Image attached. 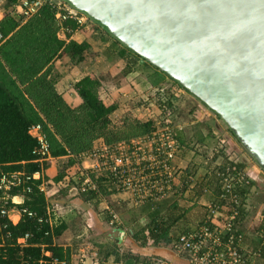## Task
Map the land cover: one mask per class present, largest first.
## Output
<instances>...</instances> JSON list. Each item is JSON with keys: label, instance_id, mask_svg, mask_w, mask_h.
Returning a JSON list of instances; mask_svg holds the SVG:
<instances>
[{"label": "trees", "instance_id": "trees-1", "mask_svg": "<svg viewBox=\"0 0 264 264\" xmlns=\"http://www.w3.org/2000/svg\"><path fill=\"white\" fill-rule=\"evenodd\" d=\"M14 2L15 0H7V5ZM55 13V7L45 4L23 25L14 20L8 11L0 21V31L5 37V40L0 44V170L5 172L25 171L31 174L41 169L40 164L34 161L36 157L33 155L38 142L28 132L32 125H41L49 144L50 154L55 159L62 156L76 157L80 153L91 150L93 144L98 141H103L108 145L116 144L121 141H129L153 130L152 121L131 120L127 126L129 128L127 134L124 131L120 132L119 127L126 126L127 122L112 119L118 104L116 102L106 103L100 98V92L105 88V84L95 75H87L73 85L74 90L81 98V104L78 107L71 108L65 103L61 95L56 92L53 82L48 78L51 73V63L54 59L61 57H68L74 62L86 60L87 50L90 47L88 42L77 43L71 39L66 42V39L75 30L82 29L86 35L89 33L85 24L79 25L73 19L64 20L60 24L63 29L60 30ZM89 21L92 22L90 32L99 31L102 33L104 30L112 40L111 51L105 55L108 58L119 57L126 61L121 75L126 76L133 70L136 71L138 66H142L138 63L141 61L145 67L152 68L166 76L120 44L104 27L96 25V22L90 19ZM169 80L188 93L177 82L170 78ZM169 98L168 96L167 99L169 100ZM166 104L170 105L169 101ZM175 129L179 128H174V133ZM229 132L232 134L230 130ZM175 137L179 145L177 152L179 155L186 150L183 147L185 138L181 133L178 135L175 133ZM226 148L228 153L223 155L221 150L212 151L213 149L211 150L208 144L197 140L193 147L191 146L187 151L192 152L195 159L210 158V155V159L221 158L220 165L215 166L212 170L214 175L216 170L223 173L227 163L236 167L237 170L247 172L246 164L242 160L231 158L230 153L232 152L229 151L228 146ZM75 162L76 158L68 157L51 178L54 183L62 185L59 190L61 193L63 190L68 191V186H64L65 170ZM192 163L197 164L195 161ZM49 164L50 162L47 161L42 166L46 169ZM193 174V171L187 170L186 177L177 188L175 195L189 190V183L193 180L189 181L188 177H193ZM257 182L258 179L248 185H242L240 187L241 196L248 195L251 190L256 189ZM39 183V180L34 181L30 192L23 191L21 187L15 188L11 192L14 195L22 196L23 204L18 207H26L35 212L37 217L29 218L23 214L16 224H12L7 218H0V237H2L0 239V264H37L44 251H49L54 258L64 262L62 249L53 245V237L59 235L65 226L55 224L51 228L48 222H38L39 217H46L47 208L45 196L38 189ZM95 184L96 189L77 192L74 196L98 203L107 194L117 193L105 183L103 178L95 180ZM218 185L220 189L219 180ZM59 192L58 195H60ZM197 196L200 197L201 193H197ZM173 198L174 196L163 199H171L164 211L159 206L163 200L146 201L131 207L142 211L147 220L143 226L135 223L131 228L132 237L140 247H167L174 252V241L180 234L191 229H182L178 235L177 230H174L180 229L177 222L184 217L185 210L177 207ZM103 215H105L104 219L109 226L115 227L114 224H110L109 211H104ZM244 215L245 212L242 213L237 224L238 231L244 232L242 246L245 249L259 250L261 258L264 259V246L259 249L261 242L259 233L264 231V224L258 225L255 237L251 238L252 241L248 243L249 236L244 228L246 218ZM119 218L121 223L117 227L122 228L123 217L121 218L119 215ZM26 234H29L26 245H18L17 239ZM119 249L120 247L116 246L115 261L117 263L123 260V262H129L126 264H149L152 260L158 259L153 255L140 256L131 252L120 254ZM162 262L166 264L164 261Z\"/></svg>", "mask_w": 264, "mask_h": 264}, {"label": "built area", "instance_id": "built-area-1", "mask_svg": "<svg viewBox=\"0 0 264 264\" xmlns=\"http://www.w3.org/2000/svg\"><path fill=\"white\" fill-rule=\"evenodd\" d=\"M45 4L56 8L55 18L58 26L66 19L76 20L79 25L84 24V16L70 5L66 6L63 1L15 0L10 6L9 14L26 20L35 15ZM62 29L60 26V30ZM4 40L5 37L0 31V44ZM164 96L162 93L156 103L143 95L140 98L142 101L135 103L148 117L141 121H152L153 130L150 132L116 144L108 145L98 141L93 144L91 150L76 157L62 156L64 163L68 157L76 158V162L65 170L64 186H68V191L75 194L88 189L94 190L95 180L103 178L115 192L129 194L132 207L146 201H159L174 196L182 183L180 168L176 164L179 145L174 133L178 116L174 106L175 95L170 96L169 100ZM167 101L170 105L166 104ZM155 111L156 117L150 118L153 117L151 112L155 113ZM28 132L38 142L33 155L36 157L34 161L40 164L41 169L31 174L25 171L0 170V218H7L12 224H16L23 214L29 218L37 217L35 212L26 207H18L23 204V199L21 195L11 193L15 188L21 187L23 191L30 192L32 183L39 180V192L48 199L49 196L57 195L62 186L50 180L46 169L42 166L44 162H51L55 158L50 154L49 144L41 125H32ZM217 138L219 140V137ZM218 150H221L223 155L228 153L225 140H219L212 151ZM216 176L220 189L215 199L207 203L197 201L203 204L205 214L196 226L180 234L174 241V252L185 257L189 264H264L259 250L245 249L242 246L244 232L237 229L238 220L246 211V201L243 198L247 195L241 196L240 187L257 179L247 174L245 170H237L230 163L226 164L223 173L216 170ZM188 180L192 181L193 177L189 176ZM186 192L177 195H184ZM107 210L111 215L110 224L117 227L121 223L119 214L113 206L108 207ZM258 215L259 224H264V209ZM14 217H17L16 221ZM57 218V209L47 207L46 217H39L38 222H48L52 228ZM28 238L29 234L18 238V245H26ZM259 238L260 249L264 246V231L259 233ZM37 264H63V262L54 258L49 251H44ZM149 264L164 263L156 259Z\"/></svg>", "mask_w": 264, "mask_h": 264}, {"label": "water", "instance_id": "water-1", "mask_svg": "<svg viewBox=\"0 0 264 264\" xmlns=\"http://www.w3.org/2000/svg\"><path fill=\"white\" fill-rule=\"evenodd\" d=\"M60 1L199 100L264 171V0Z\"/></svg>", "mask_w": 264, "mask_h": 264}, {"label": "crops", "instance_id": "crops-1", "mask_svg": "<svg viewBox=\"0 0 264 264\" xmlns=\"http://www.w3.org/2000/svg\"><path fill=\"white\" fill-rule=\"evenodd\" d=\"M10 6L11 5H7V0H0V21L4 18L6 12H9L11 8ZM12 18L18 21L20 25H23L28 20H22L18 17ZM88 33L89 34L86 35L82 29L75 30L71 33L70 37L66 39V42L70 39L77 43L83 41L88 42L90 47L88 49L89 54L87 53L86 60L73 64L74 62L68 57H61L54 59L51 63V73L48 78L53 82L56 92L61 95L62 99L69 107L75 108L81 104V98L74 90L73 85L87 75H95L102 79L105 88L100 92V98L106 103L116 102L118 108L120 102H128L127 100H129L130 96L133 94L141 96L142 94L149 93L148 90H150L152 86L154 87L155 84L159 83L160 85L162 82L173 84L169 78L161 75L158 71L153 70L152 68L145 67L141 61L138 63L142 66H138L136 71L133 70V72L128 73L126 76L121 75L119 77V74L126 66V61L119 57L108 58L105 54L100 57L97 55L95 56L93 54V51L95 50L93 49L96 48H94V38L92 37L94 34L89 31ZM105 43L107 44L105 51L110 52V44L112 43V40L108 39ZM138 71H141L142 73ZM140 73L143 74V76L139 75ZM115 76H117V79H115ZM148 76L150 77L147 78ZM108 79L109 81L113 80V82L107 83L106 81H108ZM159 85L158 87H160ZM171 87L175 88L174 86ZM119 110L120 109H117L113 115L117 114ZM134 111L136 110L134 109ZM121 112L123 113L122 110ZM207 115H210L209 112ZM208 121L214 120L213 118H210ZM217 125L218 124H214V128L210 126L202 128L198 141L201 140L203 143L208 144L211 149H215L219 140H225L217 133V131L219 132V130H217ZM176 128H179L178 130L175 129L177 135L180 133L181 135L185 134L184 130L180 127L177 126ZM217 137H219V140H217ZM192 142H197V140H192ZM225 144L226 147L228 146L229 151L232 152L230 153L231 158L242 160L244 164L249 163L247 156L244 154V149L237 144V141L234 138L226 135ZM210 158L195 159L193 158L192 152L187 150L181 152L177 157L176 164L180 168V182L186 177L187 170L194 172L193 181L190 182L189 190L184 195H174L173 198L176 201V206L185 210L183 217L184 221L181 222L182 218L177 222L180 229L186 227L193 228L196 226L197 222L201 221L205 214L203 204H199L197 201L201 200L202 203H207L213 200L215 193L219 190L218 178L216 174L214 175L212 173V170L215 166H219L218 164L221 163L222 159ZM63 161L64 160L61 157L50 162L46 168V174L49 179L56 174ZM191 161H195L198 165L195 163L193 164ZM191 166L194 167L192 168ZM252 166H250V168ZM246 170L248 174L255 176L258 180H261L260 178L263 177L261 176V172L255 169L254 166L251 168V171L248 172V169ZM199 192L201 193L200 197L197 196V193ZM171 199L163 200L160 203L159 206L163 208V211ZM130 200L131 197L127 193H109L97 203L89 199L85 200L75 197L74 193L66 190H63L60 195L49 196L48 199H45L48 208L57 209L58 218L55 224H63L65 226L64 230H62L59 235L53 237V245L62 249L63 264L129 263L123 262V260H120L118 263L115 261L116 246L120 248L128 247V252L140 256L153 255V252H150V248L152 247H140L132 237L131 228L133 225L139 223L143 226L147 220L143 216L142 211H138V208L136 209V207L134 209L131 208ZM244 200L247 203V197H245ZM106 201H112V203L107 204ZM109 206H115L116 209L122 208L123 210L121 213L123 212L125 215L134 216V220L127 218V216H123L122 228L125 230V233L120 240L115 238L116 228L109 226L104 219L105 215H103V212L106 211ZM247 211L248 208L246 204L244 215L246 218L248 216ZM138 213H141V215H136ZM16 220L17 217H14V221ZM245 232L249 236L247 230ZM251 241L252 240L248 237L247 242L249 243ZM159 248L170 250L176 258L189 264L185 257L177 255L171 249L166 247H157L156 249ZM119 252L122 254L120 250ZM165 258L167 259V257Z\"/></svg>", "mask_w": 264, "mask_h": 264}, {"label": "rangeland", "instance_id": "rangeland-1", "mask_svg": "<svg viewBox=\"0 0 264 264\" xmlns=\"http://www.w3.org/2000/svg\"><path fill=\"white\" fill-rule=\"evenodd\" d=\"M54 1L62 2L60 0H54ZM63 3L66 6L69 5V4H66L65 2H63ZM82 15L85 18L84 24H85L87 30L89 31V29L92 26V24H91L92 22L89 21L90 18H88L85 14H82ZM95 24L97 25L98 23H95ZM93 34L94 35H92V37L94 38V48H96V49H93V50H95V51H93V54L95 56L97 55L99 57L102 55L104 56V54L106 52L105 50L107 48L106 47L107 44L105 42H106V40L110 39V37L108 34L105 33L104 30L102 33L99 31H95V32H93ZM101 41H103V42H101ZM87 53L89 54L88 50H87ZM73 64H76V62H74ZM138 72H141V71H138ZM141 73L139 75H143ZM120 76H121V73L119 74V77ZM115 77H116L115 79H117V76H115ZM106 82L110 83V82H113V80L109 81V79H108V81H106ZM163 84H165V85H163ZM158 85H159V83L155 84L154 87L152 86L151 89L148 90L149 93L142 94L141 96L144 95V97H149L154 102L157 103V99L162 96V93L164 91H165V93H163V95H165L164 96L165 98H167L168 96L170 97V96L175 95L176 100H175L174 106H175L176 114L178 116L176 118V121L178 123V124H176V126L180 127L185 132V134L183 135L185 138V145H183L184 150L185 149L189 150L191 148V146L193 147L194 143H196V142H192V140H198V138L200 136V131L202 128H204L206 126H210V127L214 128L213 127L214 124H218L217 125L218 128L217 127L216 128H217V130H219V132L217 131V133L222 138H224L226 140V135L228 137L233 138L232 134L229 132L228 128L223 123V121L221 119H219L213 112H211L206 106H204L199 100H197L191 94L186 93L184 90L180 89L177 85L170 84L169 82H162V84L159 85L160 87H158ZM171 86H174L175 88H172ZM141 96L133 94L129 98L130 102H120L119 108H117L120 110L117 112V114L112 116L113 120H122L123 122H127L126 126H120L119 127L120 132L124 131L126 133L129 131V128L127 126L129 123H131L130 122L131 120H137L138 121V120H144V119L148 118L145 116L144 113H142V111L137 107V105H135V103H137L138 101L139 102L142 101L140 99ZM134 109L136 111H134ZM121 110L123 111V113L121 112ZM208 112L210 115H207ZM151 114L153 117H150V118H154L157 115L156 111H155V113L151 112ZM210 118H213L214 121H208V120H210ZM118 122H120V121H118ZM172 126H174V125H172ZM223 136H225V137H223ZM237 144L239 146H241L238 142H237ZM244 154L247 156V158L249 160V163L246 164V166H247L246 169H248V172L251 171V168H253V166H254L255 169H257V170H259V172H261V174H262L261 176H263L262 178H260L261 180H258V182L256 184V189H254L253 191H250V193H248V195L246 196L247 197V203L246 204H247V208H248V211H247L248 216H247V218H245L244 228H245V230H247V233L249 234V238L251 240V238L253 239L255 237L256 228L259 225L258 213L264 209V171L256 164L255 160L252 157H250V155H248L246 152ZM250 166H252V167L250 168ZM59 193H61V192H59ZM106 203L111 204L112 201H110V202L106 201ZM113 208L115 211H117V213L121 216V218L123 216L124 217L127 216V218H132V219L134 218V216L127 215V214L125 215L123 212L121 213V211L123 210L122 208L116 209L115 206ZM182 210H184V209H182ZM136 215L140 216L141 213H138ZM122 220H123V218H122ZM182 221H184V218L181 220V222ZM115 228H120V227H115ZM121 229H123V228H121ZM183 229L187 230L188 227L183 228ZM174 230L175 231L177 230L176 233L178 235L181 233L182 229H174ZM153 247L150 248V252H153L152 253L153 256L157 257L159 260L164 261L166 264H182V263L186 264L185 262H182L181 260L176 258L170 250L160 249V248L156 249L157 248L156 246H153ZM158 247H160V246H158ZM119 250L121 251L122 254H124V253L128 252L127 251L128 247H123V248L121 247ZM163 255L165 257H167V259Z\"/></svg>", "mask_w": 264, "mask_h": 264}]
</instances>
